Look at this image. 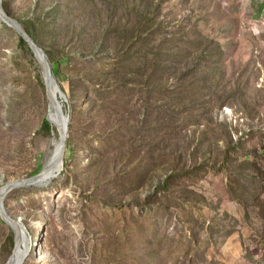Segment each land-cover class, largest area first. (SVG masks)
Segmentation results:
<instances>
[{
  "label": "rangeland",
  "instance_id": "rangeland-1",
  "mask_svg": "<svg viewBox=\"0 0 264 264\" xmlns=\"http://www.w3.org/2000/svg\"><path fill=\"white\" fill-rule=\"evenodd\" d=\"M90 1L2 0L51 53L67 116L56 177L4 199L27 229L20 264H264V0ZM132 8L159 27L163 76L110 69ZM45 114L38 65L0 19V187L55 158ZM12 248L0 217V264Z\"/></svg>",
  "mask_w": 264,
  "mask_h": 264
},
{
  "label": "trees",
  "instance_id": "trees-1",
  "mask_svg": "<svg viewBox=\"0 0 264 264\" xmlns=\"http://www.w3.org/2000/svg\"><path fill=\"white\" fill-rule=\"evenodd\" d=\"M90 3L92 4V0L90 1ZM95 3L92 4V8L94 9L95 13L98 14L100 12V8L101 5L96 7ZM132 12H134V15L137 17V26H131L130 28H125L123 29L124 31V40L121 41L119 38L115 39V37L117 36L115 31H113L111 28H109V30H106L104 32H102L101 30V37H103L104 39L109 38V33H113V37L115 40L111 41L113 44H115V46H118V44H123L126 45V48H124L123 46L119 49L113 48V52H111V55L106 56L109 60H110V69L112 72H117V70H119V74H127L128 71H134V69L139 68L140 67H136L135 64L137 65L139 63V61H141L142 63V68L144 67L145 69L150 70L151 73H155V71H158V75L159 76H163L165 74H160L162 72H164L165 70V66L168 65L167 63H165V61H163V58H160V42L159 40H157L156 45H152L151 41L152 38H156V34L158 33L159 27H153L152 24L147 25L146 23L150 22V19H146V15H144V13H146L145 11L142 12V17L141 16V10H136L135 8H132ZM8 13V12H7ZM146 19V20H145ZM23 28L26 30V32L28 33V35L30 36V38H32V40L35 42L34 39V35L33 33H31L28 29H27V24H25V22L23 21H18ZM111 40V39H110ZM18 43L20 46H23L25 48L29 49V46L26 44V42L18 36ZM157 48V51H153V55H151V49L152 48ZM44 52L46 53V56L48 57V59L50 60V64H52V74L54 76V78H56L57 80V70L56 68L53 66V59L51 57V53L49 52V50H45L43 49ZM205 52V51H202ZM179 52H177L178 55ZM171 55H175V53H171ZM207 56V55H206ZM208 57V56H207ZM89 61H92L89 59ZM162 61V62H161ZM118 73V72H117ZM150 75V74H149ZM185 76L186 74H182ZM181 77V78H182ZM181 78H178L179 81L181 80ZM196 77H192L191 79H195ZM61 92L64 94V90L63 88L60 86V84L58 85ZM119 87H125L124 85L120 84ZM55 100L58 102L57 105H59V96L58 93L55 95ZM42 123V128L43 129H47L51 130V132H54V128L52 123L49 120V123L51 124L52 127H49L48 122L45 120V118H42L41 120ZM38 171V169H37Z\"/></svg>",
  "mask_w": 264,
  "mask_h": 264
},
{
  "label": "water",
  "instance_id": "water-1",
  "mask_svg": "<svg viewBox=\"0 0 264 264\" xmlns=\"http://www.w3.org/2000/svg\"><path fill=\"white\" fill-rule=\"evenodd\" d=\"M0 19L6 25L11 27L18 34V36L21 37L26 42V44L29 46L32 56L34 57L38 65L40 71V77L44 87V95L46 98L45 120L49 123L48 113L51 110L55 112L57 118L56 122L53 125V128H54V132L57 135V139L60 145V150H59L60 153L58 154V157L60 158V156L64 154V150H65V133H66L67 116L62 114L60 108L48 93L47 80L48 78H51L52 84L53 86H55L58 95L63 97V93L61 92L58 83L53 77L50 63L48 61L46 53L44 52L42 47H40L32 40V38H30V36L23 28V26L15 18H13L7 13V11L4 9L2 5V0H0ZM45 171L46 169L42 165L37 171V173L28 177L9 180L5 182L3 186L0 187V217L10 226L13 234V248L11 250L10 255L7 257L6 261L4 262V264L13 263L18 232L19 230H26L24 224L20 220V217H13L10 213L7 212L4 206L5 196L9 191H11L14 188L27 187L29 185L30 180L36 178L37 176H40ZM29 237L30 236H28V238Z\"/></svg>",
  "mask_w": 264,
  "mask_h": 264
},
{
  "label": "bare ground",
  "instance_id": "bare-ground-1",
  "mask_svg": "<svg viewBox=\"0 0 264 264\" xmlns=\"http://www.w3.org/2000/svg\"><path fill=\"white\" fill-rule=\"evenodd\" d=\"M47 87H48V93H49L50 97L56 102V104H58V102L55 100V95L57 94V91H56L55 86H53V84H52L51 78H48V80H47ZM58 96L60 98H63L60 95H58ZM48 119L50 120L52 125H54V123L56 122L57 118H56L55 112L53 110H51L48 113ZM52 135H53V132H52ZM59 150H60V145H59V149H58V152H57L55 158L45 167L46 171L43 172L40 176H37L36 178H33L32 180H30L28 186L43 187L48 182H50V180H52L53 178L56 177V175H57V173L59 171V168H60V166L62 164V161H63L62 160L63 155H61L60 158L58 157V154L60 153ZM25 229H26V227H25ZM22 232L23 233H27V229L26 230H22ZM18 237H19V235H17V243H16L15 252H14V260H13L12 264H20L19 255H20L21 252H20L19 238Z\"/></svg>",
  "mask_w": 264,
  "mask_h": 264
}]
</instances>
